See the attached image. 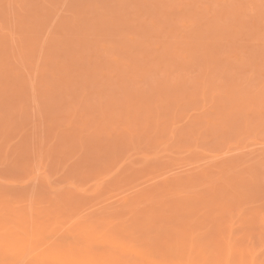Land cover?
<instances>
[{
    "label": "rangeland",
    "instance_id": "374dc122",
    "mask_svg": "<svg viewBox=\"0 0 264 264\" xmlns=\"http://www.w3.org/2000/svg\"><path fill=\"white\" fill-rule=\"evenodd\" d=\"M190 245L264 264V0H0V264Z\"/></svg>",
    "mask_w": 264,
    "mask_h": 264
},
{
    "label": "bare ground",
    "instance_id": "6f19581e",
    "mask_svg": "<svg viewBox=\"0 0 264 264\" xmlns=\"http://www.w3.org/2000/svg\"><path fill=\"white\" fill-rule=\"evenodd\" d=\"M94 231V230H93ZM70 236V235H69ZM68 237V236H67ZM193 239H191V240H193L194 241V238H196L195 236L194 237H192ZM88 239V238H87ZM197 239V238H196ZM90 240V239H89ZM181 240V239H180ZM184 241V240H183ZM192 241V242H193ZM86 242H88V240H86ZM113 242V241H112ZM191 242V243H192ZM74 243V242H73ZM89 243V242H88ZM185 245V244H184ZM187 245V244H186ZM191 246V245H190ZM194 245H192L191 246V248H188V249H186L187 250V252L186 253H184V254H176V253H174L173 254V252H174V250L171 252V254L173 255V260L175 261L174 262V264H215V262L216 261H212V260H210L213 256H211V255H207V253H209L208 252V250L207 251H205L206 249H204L203 247H200L199 249H194L195 248V246L193 247ZM187 247V246H186ZM189 247V246H188ZM197 248V247H196ZM214 253V252H213ZM231 253V252H230ZM230 253H229V255H230ZM171 255V256H172ZM19 257H21V254H19L17 257H15V259H18ZM155 257V256H154ZM207 257H210V259L209 258H207ZM225 256H223V258H224ZM229 257V256H228ZM227 257V258H228ZM158 258V257H157ZM214 258V257H213ZM230 258V257H229ZM229 258H228V261H229ZM215 259H216V257H215ZM214 259V260H215ZM217 260V259H216ZM231 260V259H230ZM47 260H45V261H41V263H43V264H47L48 262H46ZM244 263V262H243ZM229 264V263H228ZM232 264H233V262H232ZM235 264V263H234Z\"/></svg>",
    "mask_w": 264,
    "mask_h": 264
}]
</instances>
